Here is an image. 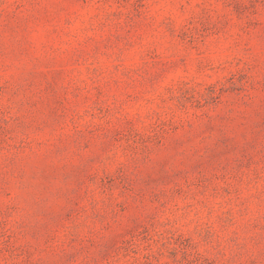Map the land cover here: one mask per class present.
I'll return each mask as SVG.
<instances>
[{
	"label": "rangeland",
	"instance_id": "1",
	"mask_svg": "<svg viewBox=\"0 0 264 264\" xmlns=\"http://www.w3.org/2000/svg\"><path fill=\"white\" fill-rule=\"evenodd\" d=\"M0 264H264V0H0Z\"/></svg>",
	"mask_w": 264,
	"mask_h": 264
}]
</instances>
